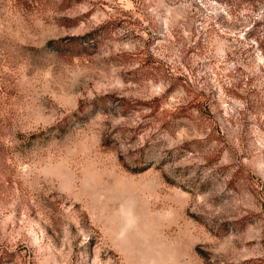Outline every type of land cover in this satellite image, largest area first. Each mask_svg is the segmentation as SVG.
<instances>
[{
    "label": "rangeland",
    "instance_id": "rangeland-1",
    "mask_svg": "<svg viewBox=\"0 0 264 264\" xmlns=\"http://www.w3.org/2000/svg\"><path fill=\"white\" fill-rule=\"evenodd\" d=\"M0 264H264V0H0Z\"/></svg>",
    "mask_w": 264,
    "mask_h": 264
}]
</instances>
